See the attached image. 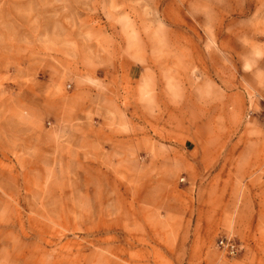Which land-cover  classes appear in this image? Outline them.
<instances>
[{
  "label": "crops",
  "instance_id": "crops-1",
  "mask_svg": "<svg viewBox=\"0 0 264 264\" xmlns=\"http://www.w3.org/2000/svg\"><path fill=\"white\" fill-rule=\"evenodd\" d=\"M99 32L105 44L76 33L77 42L92 43L104 54L86 69L93 88L88 84L85 92L64 96L49 69L40 80L44 91L23 82L17 95L24 105L57 121L32 127L24 111L16 122L20 134L0 145V163L7 159L21 168L14 174L28 173L25 161L40 156L86 158L100 173L119 176L114 188L103 191L118 196L120 234L135 246L78 249L69 264H218L214 240L229 231L243 246L232 264H264V123L244 119L249 93L264 90V60H240L244 73H233L228 88L202 78L197 106L188 90L167 87L162 70L172 67H162L147 51L128 57ZM63 111L65 120L59 121Z\"/></svg>",
  "mask_w": 264,
  "mask_h": 264
},
{
  "label": "rangeland",
  "instance_id": "rangeland-1",
  "mask_svg": "<svg viewBox=\"0 0 264 264\" xmlns=\"http://www.w3.org/2000/svg\"><path fill=\"white\" fill-rule=\"evenodd\" d=\"M103 5L106 12L100 11ZM99 29L128 57L147 51L162 67H172L162 70L167 87L188 90L197 106H202V78L228 88L233 73H244L240 60H264V0H0L1 146L20 134L16 122L24 111L32 127L57 121L46 110L24 105L23 82L44 91L41 81L49 69L64 96L85 92L88 84L93 88L86 69L104 54L88 46L92 43L77 42L76 33L105 44ZM103 81L108 82L94 80ZM262 104L264 90L249 93L246 122L262 121ZM60 119L65 120L64 111ZM24 165L28 173L14 174L21 168L7 159L0 163V264H69L78 249L135 246L120 234L118 196L103 191L117 185L118 175L100 173L86 158L36 156ZM108 198L116 199L115 205L103 207ZM162 207L159 217L168 208ZM222 237H231L239 251L233 257L220 254L218 264H232L243 246L229 231L215 238L214 248Z\"/></svg>",
  "mask_w": 264,
  "mask_h": 264
},
{
  "label": "built area",
  "instance_id": "built-area-1",
  "mask_svg": "<svg viewBox=\"0 0 264 264\" xmlns=\"http://www.w3.org/2000/svg\"><path fill=\"white\" fill-rule=\"evenodd\" d=\"M251 114V112H250ZM250 114L248 116H250ZM261 119L264 123V104L261 106ZM217 247L220 253L225 257L236 256L239 251V246L231 237H222L217 242Z\"/></svg>",
  "mask_w": 264,
  "mask_h": 264
}]
</instances>
